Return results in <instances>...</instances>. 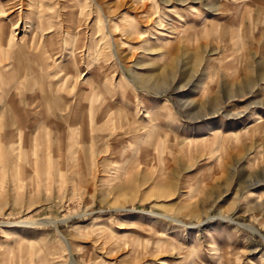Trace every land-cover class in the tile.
<instances>
[{
    "label": "rangeland",
    "instance_id": "rangeland-1",
    "mask_svg": "<svg viewBox=\"0 0 264 264\" xmlns=\"http://www.w3.org/2000/svg\"><path fill=\"white\" fill-rule=\"evenodd\" d=\"M0 264H264V0H0Z\"/></svg>",
    "mask_w": 264,
    "mask_h": 264
},
{
    "label": "bare ground",
    "instance_id": "bare-ground-1",
    "mask_svg": "<svg viewBox=\"0 0 264 264\" xmlns=\"http://www.w3.org/2000/svg\"><path fill=\"white\" fill-rule=\"evenodd\" d=\"M263 75V74H262ZM64 240H66V239H64Z\"/></svg>",
    "mask_w": 264,
    "mask_h": 264
}]
</instances>
